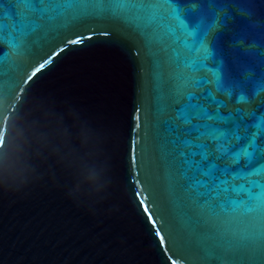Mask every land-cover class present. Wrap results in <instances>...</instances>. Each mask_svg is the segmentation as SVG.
Returning <instances> with one entry per match:
<instances>
[{"label": "water", "instance_id": "1", "mask_svg": "<svg viewBox=\"0 0 264 264\" xmlns=\"http://www.w3.org/2000/svg\"><path fill=\"white\" fill-rule=\"evenodd\" d=\"M0 264H264V0H0Z\"/></svg>", "mask_w": 264, "mask_h": 264}, {"label": "snow or ice", "instance_id": "2", "mask_svg": "<svg viewBox=\"0 0 264 264\" xmlns=\"http://www.w3.org/2000/svg\"><path fill=\"white\" fill-rule=\"evenodd\" d=\"M24 3H29L30 0H23ZM41 2H43V0H41ZM147 210V209H146Z\"/></svg>", "mask_w": 264, "mask_h": 264}]
</instances>
